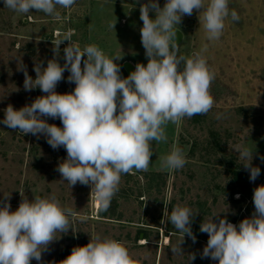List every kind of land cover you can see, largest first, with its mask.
Wrapping results in <instances>:
<instances>
[{
    "label": "rangeland",
    "instance_id": "374dc122",
    "mask_svg": "<svg viewBox=\"0 0 264 264\" xmlns=\"http://www.w3.org/2000/svg\"><path fill=\"white\" fill-rule=\"evenodd\" d=\"M164 3L159 0L161 7ZM229 9L235 10L240 20L226 19L217 41L207 40L195 11L176 26L184 33L180 55L190 58L208 46L203 55L215 73L210 87L213 108L206 115L169 123L167 141L152 142L154 154L148 170L123 174L106 211L94 206L90 186L77 183L71 189L60 181L55 169L67 156L63 148L53 150L43 136L22 135L0 125V199L11 194L14 211L22 199L19 192L30 200L54 193L63 206L89 216L87 222L73 225L74 232L62 234L49 246L42 254L44 264H60L73 247L86 245L90 236L97 234L121 241L135 264H188L187 255L193 253L196 259L191 264H216L200 256L208 240V235L199 231L202 220L226 211L233 224L251 216L253 189L264 184V162L259 159L264 156V0H229ZM58 11L60 19L36 11L18 14L0 0V120L8 105L20 109L43 95L39 89L24 90V75L17 70L19 58L35 78L34 64L42 61L46 66L54 55L53 44L69 29H75L71 40L81 49L93 44L109 57H122V77L128 76L125 61L132 62L134 68L137 63L147 64L136 0H76L71 8L58 7ZM68 43L60 45L61 65ZM68 75L65 71L58 93L74 89V83L67 82ZM218 113L221 119L216 118ZM48 122L62 127L59 119ZM236 145L256 153L253 164L260 167L261 174L254 183L240 165L233 150ZM174 146L182 148L187 159L178 171L162 168L160 163ZM177 204L199 212L192 224L196 242L185 236L183 256L171 252L182 234L167 222L163 211L166 206L170 212Z\"/></svg>",
    "mask_w": 264,
    "mask_h": 264
},
{
    "label": "clouds",
    "instance_id": "9594fccd",
    "mask_svg": "<svg viewBox=\"0 0 264 264\" xmlns=\"http://www.w3.org/2000/svg\"><path fill=\"white\" fill-rule=\"evenodd\" d=\"M139 3L141 43L147 64L137 63L127 77L121 75L122 57L106 55L98 46L90 44L83 49L71 37L69 29L53 45V58L44 66L34 64L35 78L19 58L17 70L24 75L25 91L39 89L43 95L30 104L15 109L11 104L4 109L0 125L22 135L43 136L53 150L63 148L67 156L56 171L62 182L72 189L77 183L91 187L101 211H106L119 191L123 174L146 172L154 154L152 142H166V126L182 119L206 115L214 105L210 93L215 73L210 69L203 52L192 57L179 54L176 40L184 16L198 13L206 38L217 41L223 35L225 20L239 22L235 10L229 9V0H145ZM4 7L18 14L43 12L60 19L59 8L69 9L76 0H3ZM154 14V15H150ZM113 27L115 26L112 25ZM64 63L61 65L60 45ZM69 73L68 83L75 87L67 93L56 88ZM217 119L222 114L216 115ZM59 119L62 127L49 123ZM240 165L255 182L261 174L253 164L255 151L244 145L233 149ZM259 159L264 162V156ZM161 167L178 171L187 159L183 149L174 146L160 158ZM21 202L11 210V194L0 199V264H44L42 254L70 230L75 223L88 221L87 214L65 207L53 193L30 200L19 192ZM237 199L239 194H237ZM254 211L239 224L228 221L226 212L212 214L199 226L208 240L200 253L216 264H264V184L253 189ZM167 222L182 234L178 245L172 246L174 255H185L181 245L185 236L196 242L192 224L198 211L188 206L175 205L169 212L164 207ZM59 233V236L57 234ZM188 264L196 259L189 254ZM51 264V262H49ZM60 264H135L128 248L121 242L101 235H91L84 246L73 247Z\"/></svg>",
    "mask_w": 264,
    "mask_h": 264
},
{
    "label": "water",
    "instance_id": "95a60500",
    "mask_svg": "<svg viewBox=\"0 0 264 264\" xmlns=\"http://www.w3.org/2000/svg\"><path fill=\"white\" fill-rule=\"evenodd\" d=\"M176 40H177V43H178V45L180 47L182 45L183 41H184V33L180 29L177 32ZM123 67H124L127 75H129L132 71L135 70L133 63L130 62V61H125L123 63Z\"/></svg>",
    "mask_w": 264,
    "mask_h": 264
},
{
    "label": "bare ground",
    "instance_id": "6f19581e",
    "mask_svg": "<svg viewBox=\"0 0 264 264\" xmlns=\"http://www.w3.org/2000/svg\"><path fill=\"white\" fill-rule=\"evenodd\" d=\"M96 208H99V204L98 202L96 201L95 205H94ZM169 239V238H168Z\"/></svg>",
    "mask_w": 264,
    "mask_h": 264
},
{
    "label": "crops",
    "instance_id": "0c3cea01",
    "mask_svg": "<svg viewBox=\"0 0 264 264\" xmlns=\"http://www.w3.org/2000/svg\"><path fill=\"white\" fill-rule=\"evenodd\" d=\"M134 65V64H133ZM141 238L143 237V234H141V236H140Z\"/></svg>",
    "mask_w": 264,
    "mask_h": 264
}]
</instances>
